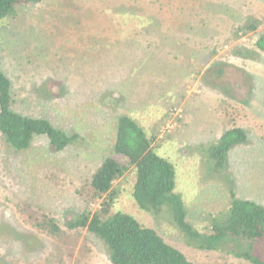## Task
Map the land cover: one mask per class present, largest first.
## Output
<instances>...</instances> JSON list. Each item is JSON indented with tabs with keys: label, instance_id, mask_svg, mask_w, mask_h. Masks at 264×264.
Masks as SVG:
<instances>
[{
	"label": "rangeland",
	"instance_id": "rangeland-1",
	"mask_svg": "<svg viewBox=\"0 0 264 264\" xmlns=\"http://www.w3.org/2000/svg\"><path fill=\"white\" fill-rule=\"evenodd\" d=\"M252 15L264 25V0H42L1 20L11 110L78 138L55 152L37 135L17 152L0 134V264H110L99 240L66 223L84 210L86 183L113 155L119 115L154 137L155 152L173 164L174 192L198 232L209 231L232 194L264 206V53L254 47L257 33L228 40ZM233 127L245 129L247 141L214 172L205 148ZM135 178L132 168L115 183L114 211L193 263L250 264L195 249L170 214L139 210ZM42 214L59 234L35 226Z\"/></svg>",
	"mask_w": 264,
	"mask_h": 264
},
{
	"label": "trees",
	"instance_id": "trees-1",
	"mask_svg": "<svg viewBox=\"0 0 264 264\" xmlns=\"http://www.w3.org/2000/svg\"><path fill=\"white\" fill-rule=\"evenodd\" d=\"M41 1L0 0V21L13 17L19 6ZM262 26V21L252 15L233 30L228 40L237 41L257 33L254 47L264 53ZM10 89V80L0 70V134L8 148L25 151L34 136L43 135L52 150L61 152L77 140V134L68 135L55 129L45 119L13 112L10 108L13 103ZM246 141L245 129L233 127L226 130L216 143L205 148L207 159L213 162L212 170L221 173L226 167L229 151ZM153 142L154 137H149L131 117L119 115L116 139L111 149L113 155L106 157L91 175L86 183V195L81 196L84 210L75 219H70L66 228L84 229L99 240L106 248L110 264H196L165 242L153 229L141 225L127 213L113 210L119 196L115 183L134 168L136 178L131 198L139 210L154 216L170 214L172 224L187 244L195 249L222 252L250 264H264V206L232 194L227 210L210 218L209 231L198 232L187 221L182 198L174 192L173 164L155 152ZM96 201L98 205L92 209ZM34 224L54 236L61 232L57 222L44 214L34 220Z\"/></svg>",
	"mask_w": 264,
	"mask_h": 264
}]
</instances>
